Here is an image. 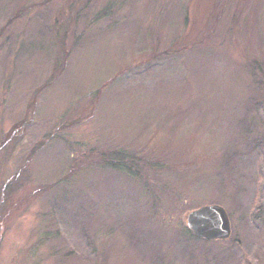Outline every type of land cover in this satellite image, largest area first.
Wrapping results in <instances>:
<instances>
[{"label": "rangeland", "instance_id": "374dc122", "mask_svg": "<svg viewBox=\"0 0 264 264\" xmlns=\"http://www.w3.org/2000/svg\"><path fill=\"white\" fill-rule=\"evenodd\" d=\"M262 70L264 0H0V264H264Z\"/></svg>", "mask_w": 264, "mask_h": 264}, {"label": "water", "instance_id": "95a60500", "mask_svg": "<svg viewBox=\"0 0 264 264\" xmlns=\"http://www.w3.org/2000/svg\"><path fill=\"white\" fill-rule=\"evenodd\" d=\"M189 228L206 240L227 239L231 235V222L227 211L218 204L205 205L187 215Z\"/></svg>", "mask_w": 264, "mask_h": 264}, {"label": "trees", "instance_id": "16d2710c", "mask_svg": "<svg viewBox=\"0 0 264 264\" xmlns=\"http://www.w3.org/2000/svg\"><path fill=\"white\" fill-rule=\"evenodd\" d=\"M254 61H252L251 63H249L247 61V63H249L248 65L252 64ZM253 64L256 65V63L254 62ZM263 74H264V70ZM264 78V76H263ZM90 156L93 154V151H90ZM100 157L95 159V162H98L100 165L104 166V167H108L110 169H118V170H125L128 173H132V174H138L139 173V169L141 168V166L143 165V163L140 161L139 157L137 156L136 153H133V151H127V150H123V149H104L101 150V152L99 153ZM83 165L79 166L82 167ZM74 168V167H73ZM189 229V227H188ZM189 231L195 236L197 237L190 229Z\"/></svg>", "mask_w": 264, "mask_h": 264}]
</instances>
